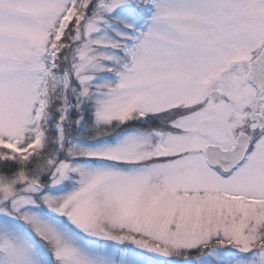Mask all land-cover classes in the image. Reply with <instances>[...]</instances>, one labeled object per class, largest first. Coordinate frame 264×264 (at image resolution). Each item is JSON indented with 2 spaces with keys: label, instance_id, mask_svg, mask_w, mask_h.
<instances>
[{
  "label": "snow or ice",
  "instance_id": "snow-or-ice-1",
  "mask_svg": "<svg viewBox=\"0 0 264 264\" xmlns=\"http://www.w3.org/2000/svg\"><path fill=\"white\" fill-rule=\"evenodd\" d=\"M0 264H264V0H0Z\"/></svg>",
  "mask_w": 264,
  "mask_h": 264
}]
</instances>
